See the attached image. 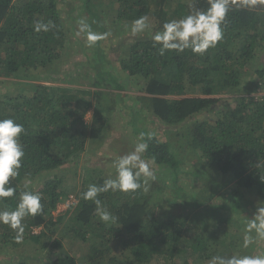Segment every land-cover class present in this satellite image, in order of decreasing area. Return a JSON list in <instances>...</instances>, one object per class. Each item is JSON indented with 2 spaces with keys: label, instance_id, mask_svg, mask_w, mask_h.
<instances>
[{
  "label": "trees",
  "instance_id": "16d2710c",
  "mask_svg": "<svg viewBox=\"0 0 264 264\" xmlns=\"http://www.w3.org/2000/svg\"><path fill=\"white\" fill-rule=\"evenodd\" d=\"M168 1L150 0V5L145 6L143 0H81L77 18H86L93 31L114 35L115 39L119 31L123 37L130 35L119 44L118 62L128 80L143 85L142 96L135 98L139 110L162 126L169 138L170 132L176 130V140L159 139L156 132H150L153 138L149 140L147 130L137 129L135 133H143L144 142L149 145L143 159L171 169L175 175L181 165L175 145L181 141L178 148H189L197 154L199 163L227 176V181L236 186L229 196V206H211L217 225L249 223L254 218L253 207L240 190H254L264 200V101L253 97L264 87V4L257 0L255 6H233L223 25V40L205 54L185 50L166 51L161 56L151 35L161 30L164 22L180 19L192 8L206 10L209 6L208 0L178 1L170 14L164 7ZM141 16L154 20L153 33L145 31L134 36L130 30L132 21ZM37 20H51L56 27L36 33L33 29ZM109 26L113 27L111 32ZM72 30L74 27L66 24L60 14L58 0H0V83L32 80L30 84H17L16 91L0 92V119L12 118L25 128L20 137L25 152L22 167L10 182L16 195L0 200V210H14L24 191L39 193L43 204L42 214L24 218V233L19 241L14 230L0 224V255L27 240L40 243L43 238L48 239V233L53 237L55 227L62 224L83 242L94 239L85 256L89 264H150L157 259L160 264H189L188 258L192 257L207 263L216 255H234L239 248L234 236H203L210 214L204 220L197 211L212 202L216 195L213 185L193 194L175 186L173 196L183 199V208L188 210L171 211L167 216L155 214L151 205L155 192L165 189L162 183L154 182L148 194L143 192V185L134 193H102V206L117 217L115 223H105L100 220L97 206L82 197L89 184L102 185L105 180L101 179L103 170L88 167L76 196L78 202L62 215H54L70 196L63 182L51 173L65 165L78 164L87 141L99 139L107 130V109L76 95H91L90 89L45 83L73 82L63 69L71 53ZM106 39L98 41L91 51L81 50L93 54L85 62L94 69L96 82L92 86L111 81L123 91L112 75L107 50L101 46ZM258 55L263 58L256 62ZM234 103L235 108H230ZM92 106L94 113L86 122ZM218 113L219 118L208 120ZM45 174L53 175V179L37 190L34 180ZM194 175H199L198 171ZM73 177L77 179V175ZM77 186L75 183L74 189ZM160 200L167 201L164 197ZM223 210L233 211L235 218ZM35 229L41 231L37 234ZM52 244L59 248L60 256L50 264H78L59 240ZM180 257L182 263L178 262Z\"/></svg>",
  "mask_w": 264,
  "mask_h": 264
},
{
  "label": "rangeland",
  "instance_id": "374dc122",
  "mask_svg": "<svg viewBox=\"0 0 264 264\" xmlns=\"http://www.w3.org/2000/svg\"><path fill=\"white\" fill-rule=\"evenodd\" d=\"M25 0H14V3H20ZM60 14L63 17L66 24L73 26L72 30V41L71 53L69 52L68 63H65L63 69L67 71L72 79V83L63 84V83H52L51 81H45L48 86H69L70 89H83L92 91L91 95H83L82 92L76 94L78 98H86L91 100L94 105L100 103L103 107L107 109L106 119H107V130L99 137V139H89L87 141L86 150L82 153L79 158L78 164L74 165H65L54 173V177L60 179L63 183V188L68 192L69 196L76 197L80 191L82 180L84 178L85 170L88 167L97 168L99 167L103 170L101 179L115 178V165L114 161L117 160L120 156L125 155L133 151L136 143L140 142V134L135 133L138 130H147L148 134L150 132H156L158 138L162 140H176V130L170 132V138L167 136V133L164 132L162 126L156 124V122L148 116L145 112L139 110L140 105L135 101V98L141 95V87H143L140 81L131 82L128 80L121 69L120 62H118L120 51L119 48L120 42L124 38L129 37L130 35L123 37L121 32L117 31V38H114V35H109L106 38V41L102 43V47L107 50V59L110 61L112 66V75L116 78V81L122 85L123 91L118 90L114 87L111 81L102 82L101 86H92L96 82L94 69L90 68L87 63L88 59L93 57V54L90 52L82 53L83 48H89L93 50V47H87L85 36L83 33L77 35L78 25L77 18L79 14V9L81 6V0H58ZM180 1L183 3H190L193 0H169L164 4L165 10L167 13L171 14L172 9L175 7L176 3ZM144 5H150V0H143ZM169 3V4H168ZM148 29L147 32L153 33L154 20L151 18L148 19ZM113 30L112 26H109V32ZM102 34V33H101ZM113 38V39H112ZM113 40V41H112ZM111 41V42H110ZM105 44L108 46H105ZM116 50V51H115ZM263 58V55H258L256 57V62H259ZM255 62V63H256ZM62 69V70H63ZM16 83V85H15ZM32 83L30 79H20V81H9L7 83H0V92H10L16 91L15 87L17 84ZM77 93V92H75ZM236 104L230 106L233 109ZM93 106L89 109L85 121L88 122L94 113ZM224 109H222L223 111ZM218 114H212L209 116V121H214L219 118ZM102 137H105L102 139ZM181 141L178 142L175 146L177 150L175 153H178V159L181 162L180 168L177 171V174L174 175V171L171 169H163L151 163L152 169L155 171L157 179L155 181L148 182V191L143 192L145 194L150 193L154 182L163 184L165 189H162L160 192H155L151 205L153 206L152 210L158 216H167L171 211H176V213H185L187 208H183L182 200L177 199L173 196L172 190L176 187H181L184 191L188 193H198L204 189L206 185H213L216 195L213 198L212 202L201 207L197 212L203 214L204 220L205 215H207V221L205 224H208V230L204 231L203 236L205 238H210L211 236L216 238H224L226 233L237 238L239 241V248L236 250L235 254L237 255H257L264 254V239H256L255 231L248 234L245 229L248 222L243 221L242 223L235 224H225L217 225V222L213 220L215 216L211 212V206L214 204H224L229 206L231 204L230 194H232V188L236 189L234 182H228L227 176L220 174L219 172L209 170L207 166L203 165L202 162L199 163V159L196 153L191 151L187 147H179ZM147 161V160H145ZM151 162V161H150ZM167 169V170H166ZM198 171L199 175H194ZM74 175H77V179L74 180ZM143 178V177H142ZM53 179V175L48 176L42 175L41 177L35 178V185L37 190H41L47 180ZM175 179H178L175 181ZM75 181V182H73ZM175 181V182H174ZM77 183L78 186L74 189V184ZM240 191L244 194V199L247 201L248 205L253 207L252 213L254 214L257 209L264 208V200H260L254 190H244ZM167 199V201H158L161 198ZM70 204L64 203L58 206V211L54 213L55 216L62 215L69 209ZM222 213H225L228 216L235 215L231 210H223ZM164 218V217H162ZM69 219V217H67ZM195 223H199L195 221ZM56 232L53 234V237L48 233V239L43 238L40 243H35L31 240H27L17 247H11L8 254L0 255V264H19V262H26L27 264H50L51 260L56 259L60 256L59 248L52 244L53 240H59L62 243L64 249L71 254L78 264H89L85 261V256L91 248L93 241L90 239L88 242H83L81 239L74 236V234L65 229V225L55 227ZM35 233H39L41 229H35ZM203 232V231H202ZM208 232V233H207ZM251 235L254 238V243H252L248 248H244V239L245 236ZM117 245V243H116ZM115 245V246H116ZM4 251V248H3ZM199 258V257H198ZM200 259V258H199ZM160 259H157L155 262L150 264H160ZM178 262L182 263L183 259L178 258ZM189 264H210V262L200 263V261L195 260L193 257L188 258ZM162 264H171L170 262H165Z\"/></svg>",
  "mask_w": 264,
  "mask_h": 264
},
{
  "label": "clouds",
  "instance_id": "9594fccd",
  "mask_svg": "<svg viewBox=\"0 0 264 264\" xmlns=\"http://www.w3.org/2000/svg\"><path fill=\"white\" fill-rule=\"evenodd\" d=\"M264 4V0H259ZM209 6L206 10H192L180 19H173L163 23L162 29L151 35L153 46L159 45V54L163 56L166 51L182 53L191 50L192 53L203 55L209 49L215 48L224 38L223 25L226 17L233 6L251 7L255 6L257 0H208ZM191 7V6H190ZM77 35L85 36L86 46L93 47L98 41L106 39L107 33H97L92 30L86 18L81 17L77 21ZM56 25L49 20L43 22L37 20L34 23L36 33L49 32ZM148 17L141 16L131 24V33L142 34L148 29ZM25 132L22 124L12 118L0 119V200L12 198L16 195V188L11 186V181L19 175L22 161L25 156L24 147L20 141ZM149 140L153 134L149 133ZM140 142L136 143L133 151L120 156L113 163L115 165V178H107L102 185L89 184L82 197L85 201H92L97 206L100 220L105 223H115L117 217L106 207L102 206L99 198L105 192H136L142 188L148 191V182L157 179L150 161L143 159V154L148 150V143L144 142V134L141 133ZM143 177V181L141 178ZM42 196L39 193L24 191L20 194L19 203L14 210H0V224L8 225L16 232V239L23 237L26 216H37L43 212ZM72 206V205H70ZM246 226V233L255 231L256 239H264V208H259ZM251 235L245 236L244 248L254 243ZM210 264H264V254L257 255H216Z\"/></svg>",
  "mask_w": 264,
  "mask_h": 264
},
{
  "label": "built area",
  "instance_id": "2783aa9c",
  "mask_svg": "<svg viewBox=\"0 0 264 264\" xmlns=\"http://www.w3.org/2000/svg\"><path fill=\"white\" fill-rule=\"evenodd\" d=\"M253 97L259 99L260 101H264V87L257 90L256 93L253 94ZM78 201L74 196H70L69 199L65 202L67 204L73 205L76 204Z\"/></svg>",
  "mask_w": 264,
  "mask_h": 264
}]
</instances>
